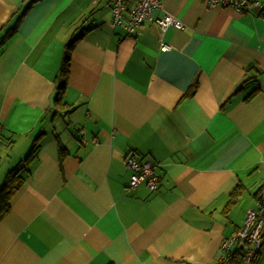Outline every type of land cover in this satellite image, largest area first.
<instances>
[{
    "label": "crops",
    "instance_id": "crops-1",
    "mask_svg": "<svg viewBox=\"0 0 264 264\" xmlns=\"http://www.w3.org/2000/svg\"><path fill=\"white\" fill-rule=\"evenodd\" d=\"M110 8L0 0V188L37 143L0 221V264H215L264 186V16L162 0L127 34ZM166 14L182 27L161 33ZM129 151L153 162L157 189L128 187Z\"/></svg>",
    "mask_w": 264,
    "mask_h": 264
},
{
    "label": "built area",
    "instance_id": "built-area-1",
    "mask_svg": "<svg viewBox=\"0 0 264 264\" xmlns=\"http://www.w3.org/2000/svg\"><path fill=\"white\" fill-rule=\"evenodd\" d=\"M132 6H128V2ZM208 6L230 7L235 11L250 10L254 13L264 12L262 0H202ZM162 0H111L110 27H121L127 34H136L152 13L161 7ZM161 33L167 27L181 28L182 23L172 15H164L155 20ZM168 45L161 42L160 50H166ZM82 133V130H80ZM1 141V136H0ZM124 164L129 170L128 187L133 189L144 184L147 189L155 190L159 177L154 172L153 162L144 157H138L133 151L124 156ZM264 186L255 199L254 208L245 211L243 223L229 236L225 237L219 247L215 264H222L235 247L242 250V260L239 264H252L264 243Z\"/></svg>",
    "mask_w": 264,
    "mask_h": 264
},
{
    "label": "trees",
    "instance_id": "trees-1",
    "mask_svg": "<svg viewBox=\"0 0 264 264\" xmlns=\"http://www.w3.org/2000/svg\"><path fill=\"white\" fill-rule=\"evenodd\" d=\"M257 14L264 16V12H260V13L257 12ZM81 35L82 33H78L74 35L70 39V41L66 44L62 58V63L59 70V81L57 83L56 90L53 96L54 104L62 102V93L69 72L68 64L70 60V54L73 45L81 37ZM36 150H37V143L35 142L32 145L28 155L23 160V163L21 162L22 163L21 165H19L18 167L14 168L13 170L7 173L4 183L0 188V221L9 210V199L17 186L19 180V172L28 164L29 160L35 155ZM65 153H66L65 149L59 145L58 148L59 161L63 158ZM242 190L243 187L240 184H238L236 187L233 188V190L229 193L228 201L226 203V208H229L235 204ZM242 255H243L242 250L238 247H235L230 253V255L227 257V259L224 261V263L222 264H239L240 261L242 260Z\"/></svg>",
    "mask_w": 264,
    "mask_h": 264
}]
</instances>
